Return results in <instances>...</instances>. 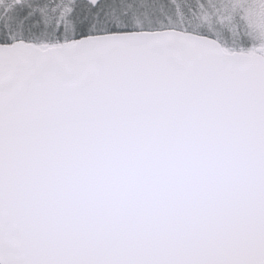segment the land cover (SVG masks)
I'll use <instances>...</instances> for the list:
<instances>
[{
  "label": "snow or ice",
  "instance_id": "1",
  "mask_svg": "<svg viewBox=\"0 0 264 264\" xmlns=\"http://www.w3.org/2000/svg\"><path fill=\"white\" fill-rule=\"evenodd\" d=\"M0 264H264V0H0Z\"/></svg>",
  "mask_w": 264,
  "mask_h": 264
}]
</instances>
